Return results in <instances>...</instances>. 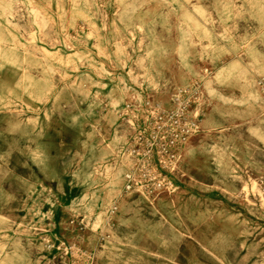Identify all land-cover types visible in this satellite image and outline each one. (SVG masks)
Listing matches in <instances>:
<instances>
[{
    "label": "rangeland",
    "instance_id": "rangeland-1",
    "mask_svg": "<svg viewBox=\"0 0 264 264\" xmlns=\"http://www.w3.org/2000/svg\"><path fill=\"white\" fill-rule=\"evenodd\" d=\"M0 264H264V0H0Z\"/></svg>",
    "mask_w": 264,
    "mask_h": 264
}]
</instances>
